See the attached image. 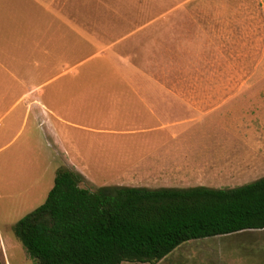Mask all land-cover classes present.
<instances>
[{
    "label": "rangeland",
    "instance_id": "374dc122",
    "mask_svg": "<svg viewBox=\"0 0 264 264\" xmlns=\"http://www.w3.org/2000/svg\"><path fill=\"white\" fill-rule=\"evenodd\" d=\"M83 1L28 17L31 23L40 16L54 25L73 20V5ZM123 5L111 20L154 25L124 30L126 39L111 46L116 59L109 52L98 54L105 47L99 45L85 46L77 56L45 54L43 49L62 46L41 40L32 45L25 84L16 78L13 89L0 95V260L5 264H37L14 226L45 202L58 170L71 169L67 159L77 160L79 167L72 169L85 171L77 172L80 185L92 192L154 184L119 181L124 173L114 170L121 167L109 166L122 151V142L106 132L122 127L115 119L124 101L122 88L245 85L231 108L264 118V0H126ZM7 17L18 24L23 13L12 10ZM28 79L31 87L46 82L31 99L23 97ZM33 100L46 106V115L38 102L27 114ZM259 175L241 186L264 177ZM156 264H264V229L191 240Z\"/></svg>",
    "mask_w": 264,
    "mask_h": 264
},
{
    "label": "crops",
    "instance_id": "0c3cea01",
    "mask_svg": "<svg viewBox=\"0 0 264 264\" xmlns=\"http://www.w3.org/2000/svg\"><path fill=\"white\" fill-rule=\"evenodd\" d=\"M71 1L0 0V95L13 89L16 78L21 77L25 84L28 78L25 76H30L32 45L38 41L59 43L62 47L54 52L43 49L45 54L56 55L77 56L79 49L85 46H105L98 54L109 52V58L114 60L115 50L111 46L126 39L128 35L124 30L135 25L138 29L154 25L151 22L137 26L111 20L110 14H119L126 0H87L82 6L74 4L73 20L55 22L56 26L52 22H41L40 16L31 23L28 17V13H45L59 6L62 10ZM20 9L23 19L18 24L9 22L7 15ZM26 81L23 97L30 99L32 92H40L46 83L31 87L29 79ZM245 89H248L245 85L157 84L122 88L120 96L124 101L120 105L124 111L121 109L117 118L114 117L122 127L106 131L122 142V151L109 161V166L121 167L114 170L124 173L118 177L119 181L154 183L150 189H233L254 179L253 174L264 175V118L240 115V111L231 108ZM36 102L46 115V106L38 100L27 102V114H31ZM78 164L75 158L65 161L71 169ZM144 186L150 187L134 184L125 187ZM0 252H4L2 241Z\"/></svg>",
    "mask_w": 264,
    "mask_h": 264
},
{
    "label": "trees",
    "instance_id": "16d2710c",
    "mask_svg": "<svg viewBox=\"0 0 264 264\" xmlns=\"http://www.w3.org/2000/svg\"><path fill=\"white\" fill-rule=\"evenodd\" d=\"M81 181L58 170L45 202L14 226L37 264H156L191 240L264 229V177L233 189L96 192Z\"/></svg>",
    "mask_w": 264,
    "mask_h": 264
}]
</instances>
